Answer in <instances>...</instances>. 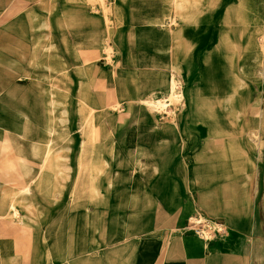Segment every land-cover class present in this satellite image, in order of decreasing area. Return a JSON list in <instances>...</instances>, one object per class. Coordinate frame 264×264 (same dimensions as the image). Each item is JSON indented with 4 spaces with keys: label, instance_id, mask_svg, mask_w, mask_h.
Instances as JSON below:
<instances>
[{
    "label": "crops",
    "instance_id": "1",
    "mask_svg": "<svg viewBox=\"0 0 264 264\" xmlns=\"http://www.w3.org/2000/svg\"><path fill=\"white\" fill-rule=\"evenodd\" d=\"M216 2L204 0L198 6L190 1L180 9L197 17ZM114 3V39L120 55L115 74L109 69L100 73L116 92V102L133 107L126 113L130 111L132 123L125 127L124 141L103 143V148L117 150L108 157L69 158L54 145L55 156L44 159L37 157L38 150L45 147L46 151L44 136L55 142V133L44 134L55 125L46 108L48 91L38 87L52 83L47 72L44 75L38 70L43 68L40 66L51 68L53 59H42L37 54L84 53L86 47L99 42L103 19L91 14L85 0H0V115L8 112L4 110L7 104H12L17 125L24 127L31 139L30 144L17 147L24 156L13 159L19 160L15 165L28 167L24 169L28 181L45 182L43 187L36 186L29 197H25L27 188L22 195H10L7 191L21 189L20 180L16 184L13 174H0V215H11V206L18 201V212L12 216L20 214L30 222L32 226L24 229L46 230L41 253L31 237L35 248L31 256L35 259L39 253L41 257H51L54 246H61L73 258L66 261L69 264H246L243 241L252 229L251 182L254 184L255 175L251 174L252 166L247 173L229 175L228 162L221 158L223 149L205 140L214 127L200 120L219 117L220 105L231 100L222 94L224 81L233 77L227 52L218 43L205 45V51L197 55V32L184 29L186 14L179 13L175 28L164 25L166 17H170V24L176 22L172 13L157 7L166 3ZM148 21L161 23L162 29L148 27ZM218 29L222 33L223 28ZM216 33L215 44L221 35ZM112 35L108 30L107 36ZM22 55L31 57L23 61ZM93 64L88 62L76 77L66 78V86L77 88L82 111L86 101L99 109L94 116L96 125V118L103 115L105 99L90 92L97 73ZM173 64L181 71L186 100L180 127L177 125L180 137L172 127L161 125L160 116L143 104L149 98L167 95ZM248 65L245 63L242 69ZM239 75L244 85L236 103L243 102L242 110L249 111L257 102L254 99L249 104L247 80L252 77L243 71ZM25 77L30 78L29 82H20ZM205 93L210 94L208 99L202 98ZM215 129L228 133L223 126ZM109 131L115 132L112 128ZM91 146L103 149L97 142ZM5 161L0 158V166ZM212 166L215 176L210 172L199 175L198 170L209 171ZM238 167L244 168L242 163ZM74 175L76 183L71 184L70 177L72 180ZM202 182L208 184L200 186ZM196 211L224 221L227 236L206 244L188 232V216ZM19 225L18 219L0 220V262L4 264L24 260L22 236L17 232L23 228ZM12 228L16 232L6 234ZM55 234L61 236L60 244L52 241ZM35 259L30 263L37 264L39 259Z\"/></svg>",
    "mask_w": 264,
    "mask_h": 264
},
{
    "label": "rangeland",
    "instance_id": "2",
    "mask_svg": "<svg viewBox=\"0 0 264 264\" xmlns=\"http://www.w3.org/2000/svg\"><path fill=\"white\" fill-rule=\"evenodd\" d=\"M85 1L90 4L91 14L98 15L103 19L99 42L96 41L97 43L95 42L96 45L93 47H86L84 53H70L69 55L37 54V56L42 59L46 58V56H52L51 59H53L51 61V68L40 66V68H43L38 70V72L44 75L45 72H47L49 74L47 78H49L52 84L38 87L41 91H48L46 108L58 132L54 135L55 142L52 144L53 150L55 145L56 148L60 149L58 152L64 153V155L69 158L83 157L86 159H94L97 157H108L110 153L117 152V150L103 148V143L124 141L125 129L132 123L131 116H129L130 111L128 112L129 114L126 113L133 107H129L121 102H116V92L110 87V82L107 80L106 76L100 73V71L103 72V70L109 69L115 74L116 61L120 55L117 49V42L114 39V33L117 29L115 27L116 17L114 11V2L116 0ZM122 1H159V3H166L164 6L159 4L157 7L162 11L172 13L176 22L170 24V22H168L170 17H166L167 22L164 25L175 28L178 26L179 13L186 14L187 25L184 29H191L197 32V39H195L199 49L197 55H201L203 51H205V45L212 46L213 44V46H216L218 43L219 46L227 52V59L230 61L233 68V77L227 78L224 81V85L222 86L224 87V91L222 94L227 95V98L231 100L220 105L218 110L219 117L213 116L201 118L200 120L209 124V127H214V132L212 128V132L205 135L207 137L205 140L207 139L209 143L214 140L213 145L216 149H222V147L218 143L219 135L217 133H219V130L217 131L215 128L223 126L228 133L221 131L220 134L235 135L239 145L235 150H237L239 154L243 153L247 159V161L245 160L243 162L245 166L243 171L247 173V169L252 166L250 168L251 174L255 175L253 178L254 184L251 182L252 190H254L252 207L250 209L251 220L249 223L252 225V229L248 231L245 241H243L244 252L246 264H264V0H214L217 1L215 6L203 11L197 17L191 16L192 14H190L189 10L183 11L180 9V6L177 5L180 0ZM199 1L201 2L204 0ZM200 2H197L198 6ZM2 23L3 22H0V24ZM148 23V27L151 25L154 29H162V24L159 22L151 24L148 21ZM218 28H223L222 33ZM108 30L113 33L112 37L107 36ZM233 31L234 34L232 35ZM216 32L221 33V35L220 39H218V42L215 44ZM257 36L258 44H256L254 40ZM216 37L218 38L217 35ZM233 39L236 40L237 45ZM260 52L263 57V62L258 60ZM28 56L22 55V60H29L31 55ZM80 61H82V64L79 65L76 63ZM86 62L94 63L93 65L97 67V73L94 77V82H92L93 84L90 86V92L94 94L99 93L104 96L105 99V105L102 108L104 110L102 111L103 115H99L96 118L97 123L94 126L95 131L94 127H91L88 122L92 120L94 124V116L99 112V109H94L92 116L89 115L86 109L82 111L81 104L76 94L77 88H68V86H66V78L70 76L76 77L78 72L81 73V68L87 64ZM245 63H249V65L246 69H242ZM241 69L246 75L252 77L247 80V94L249 93L250 96L249 104H252L254 99L257 100L256 104L253 105L249 111L247 109L245 111L242 110V106H244L243 102L236 103V99L240 95V90L244 85L239 75V72H242ZM173 73L177 74L175 70ZM173 73H171V76ZM181 77L175 80L178 89H183V79ZM71 79L72 78H70V80ZM15 80L19 82L20 79L17 77ZM29 80V77H25L21 78L20 82L25 83L29 82ZM59 92L60 94H58ZM62 93L64 94L61 95ZM205 96L208 99L210 94L205 93L202 98ZM162 97L169 99L167 100V105L159 109L154 108L151 112L160 116L161 125L172 127L177 134L183 110L185 109L184 103L176 95L172 96L167 93V95H163L160 98ZM85 103L89 104L87 101ZM144 106L149 109L145 104ZM137 107L135 106L134 108ZM12 108V104H7V108L4 107V110L8 112L6 111V114L0 115V158L6 159V161L3 162L5 164L0 166V174H5L7 176L13 174L16 184L18 180H20L19 184L21 189L7 191L10 195H13V193L22 195V192L27 188L29 192L25 194V197H29L36 186L43 187L45 182L41 180L39 182H37V180L33 182L28 181V173L24 170L28 167L20 166L19 164L15 165V163H19V160L15 162L13 159L24 156L23 151L18 150L17 147L19 145L26 146V144H30L31 139H29V134L27 135L24 133L25 128H20L17 125L16 112H14ZM66 108L68 113L65 112ZM210 109L214 108L210 107ZM258 116H260V118H258ZM21 122H23V118ZM109 128H112L115 132L110 134ZM177 135L179 136V134ZM223 137L225 141L226 138L225 136ZM175 140L178 141L179 139L176 138ZM94 142H97L98 145H100L99 147L103 149H93L91 144ZM44 148L38 150V158H44ZM224 155L221 158L224 157L223 159L225 163H227L228 160L226 159V155ZM85 168L88 169L87 167ZM74 169L76 170L77 168L74 167ZM229 171H231V169ZM203 174L205 173L203 172ZM26 178L27 181L24 180ZM70 182L71 184L76 183L75 175L72 176V180L70 177ZM7 184L10 183L7 182ZM88 184L89 183L86 182V185ZM230 196L232 198L231 200L234 201L235 198H233L232 191H230ZM16 219H18L23 228L17 231L20 233V236H22L24 252V260L19 264H31L30 261L33 263V259H35L31 256L33 250H35L32 246L31 237L34 236V242L37 243L36 250L41 253V251L44 250V234L46 230L24 229V227H31L32 225L27 220H24L25 218H22L20 214L17 216L0 215V220L15 221ZM186 229L206 244L215 242L219 237L222 238L227 236L225 233L228 230L224 221L219 219V217H213V215L210 214L206 215L200 211H196L194 214L188 216ZM200 231H202L203 234H201ZM15 232L16 231L12 228L8 229L6 234H13ZM52 241L55 245L57 243L60 244L62 242L61 236H56L55 234ZM40 253L36 258L39 259L37 264H69L66 263V261L73 260L71 254L63 252V249L61 250V246H54L51 257H41ZM0 264L4 263L0 262Z\"/></svg>",
    "mask_w": 264,
    "mask_h": 264
},
{
    "label": "bare ground",
    "instance_id": "3",
    "mask_svg": "<svg viewBox=\"0 0 264 264\" xmlns=\"http://www.w3.org/2000/svg\"><path fill=\"white\" fill-rule=\"evenodd\" d=\"M190 1H195V3L198 5V3L197 2H200L199 0H180V1H178V4L177 5H179L180 6V8H183L184 7V5L186 4V3H189ZM255 40V43L256 44H258L257 43V40H258V36L256 37V39H254ZM263 48V47H262ZM258 60L259 61H261V62H263V57H262V54H261V52H260V56H259V58H258ZM174 70L176 71V73L177 74H174L173 72H174ZM173 74H172V76L170 75V79H169V85H168V94L169 95H172V96H177L178 98H180V100L181 101H183V103H184V106H185V103H186V100H185V92H184V89H178L177 88V84H176V79L177 78H180L181 77V71H180V69H179V67L178 66H176V65H174L173 64ZM181 82V81H180ZM182 83H183V81H182ZM164 97H162V98H160V99H157V98H154V97H152V98H149V100H147L144 104L145 105H147L148 106V108H149V110L150 111H153L154 110V108L155 109H159L160 107H162V106H164V105H167L166 103H167V100H169V99H166V98H164ZM53 103V102H52ZM54 103H56V102H54ZM93 107H91L89 104H87V107H86V111L89 113V115L90 116H92V112H93ZM238 110V109H237ZM256 112V111H255ZM182 113V112H181ZM255 114V113H254ZM257 114V113H256ZM89 116V117H90ZM175 118V117H174ZM258 118H260V116H258ZM87 120V119H86ZM90 125H91V127H94L95 126V122H94V124H93V121L91 120L90 122H88ZM198 123V122H197ZM260 123V122H259ZM199 125V124H198ZM56 131H57V129L54 127L52 130L51 129H49V130H47V132L45 131L44 132V134L46 133H48V134H51V133H56ZM94 131H95V127H94ZM198 131V130H197ZM93 132V131H92ZM90 133H91V130H90ZM206 133V132H205ZM218 135H219V141H218V143H219V145L222 147V149H223V151H224V154L226 155V159L228 160L227 162V166H228V168H227V170H230L231 169V171H228L229 172V175H233L235 172H237V171H239L240 169H239V165H241V163L243 164V167H245L244 166V156H242L243 155V153H238L237 152V150H235L237 147H239V145H238V142H237V139H236V136L235 135H232L231 136V134H226V135H222V134H220V131H219V133H217ZM223 136H225V141H224V137ZM92 138H94V137H92ZM197 138V137H196ZM44 142H43V144L46 146V151H45V155H44V159H50V158H52L53 157V155L56 153V151H54L53 150V147H52V144H53V142H54V140H52L51 138H49V137H45L44 136ZM207 140V139H206ZM166 142H168V139L166 138ZM212 142H214V140L212 141ZM240 142V141H239ZM222 143H223V146H222ZM205 145H206V143H205ZM207 146V145H206ZM212 146V145H211ZM210 146V147H211ZM214 150V149H213ZM55 156V155H54ZM223 156V155H222ZM220 158V157H219ZM224 158V157H223ZM48 161V160H47ZM223 162V161H222ZM220 164V163H219ZM221 165V164H220ZM212 170H209V171H207V170H198V173H199V175H203V172L205 173V172H210V174H212L213 176H215L217 173L215 172V167L214 166H212V168H211ZM244 170V168L242 169V171ZM208 173H205V174H208ZM206 184H208V183H205V182H202L201 184H199L200 186L201 185H206ZM229 194V193H228ZM18 198V197H17ZM225 203H227V201L225 202ZM17 205H18V201L17 202H14L13 204H12V206H11V215H14V214H17V212H18V208H17ZM229 206V205H228ZM230 207V206H229ZM228 207V208H229ZM230 209V208H229ZM229 209H227V211L229 210ZM237 212H238V210H237ZM245 212V211H244ZM212 214V213H211ZM245 214V213H244ZM218 226V225H217ZM224 241V240H223ZM56 249H58V248H56ZM62 250V249H61ZM58 251V250H57ZM55 253V252H54ZM58 255V254H57ZM59 257V256H58Z\"/></svg>",
    "mask_w": 264,
    "mask_h": 264
},
{
    "label": "built area",
    "instance_id": "4",
    "mask_svg": "<svg viewBox=\"0 0 264 264\" xmlns=\"http://www.w3.org/2000/svg\"><path fill=\"white\" fill-rule=\"evenodd\" d=\"M200 233H201V234H203V232H202V231H200Z\"/></svg>",
    "mask_w": 264,
    "mask_h": 264
}]
</instances>
